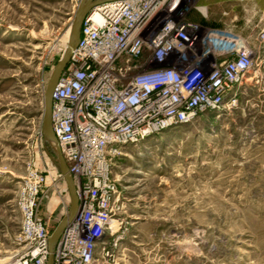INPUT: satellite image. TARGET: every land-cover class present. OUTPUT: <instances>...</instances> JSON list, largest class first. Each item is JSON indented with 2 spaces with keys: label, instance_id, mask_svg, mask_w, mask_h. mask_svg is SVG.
I'll return each instance as SVG.
<instances>
[{
  "label": "rangeland",
  "instance_id": "1",
  "mask_svg": "<svg viewBox=\"0 0 264 264\" xmlns=\"http://www.w3.org/2000/svg\"><path fill=\"white\" fill-rule=\"evenodd\" d=\"M79 2L0 0V264H13L20 247L21 185L32 171L50 179L59 169L42 135L44 93ZM194 4L207 17L192 8L187 20L245 38L253 68L236 106L128 146L115 161L127 225L94 264H264V0ZM50 180L39 213L52 234L69 202L65 182Z\"/></svg>",
  "mask_w": 264,
  "mask_h": 264
},
{
  "label": "built area",
  "instance_id": "2",
  "mask_svg": "<svg viewBox=\"0 0 264 264\" xmlns=\"http://www.w3.org/2000/svg\"><path fill=\"white\" fill-rule=\"evenodd\" d=\"M194 2L110 0L82 23L52 96V129L79 200L55 246L54 264H94L101 246L108 254L120 240L127 223L119 218L124 202L113 169L128 146L237 105L254 49L243 37L187 20L192 8L207 17V8ZM50 179L32 171L19 189L20 247L13 264H47L51 233L39 213L40 196L49 180L65 182L59 169ZM65 193L70 205L67 187ZM69 205L63 203L65 216Z\"/></svg>",
  "mask_w": 264,
  "mask_h": 264
},
{
  "label": "water",
  "instance_id": "3",
  "mask_svg": "<svg viewBox=\"0 0 264 264\" xmlns=\"http://www.w3.org/2000/svg\"><path fill=\"white\" fill-rule=\"evenodd\" d=\"M110 0H80L77 10L75 12L74 20L71 24V33L69 36L67 47L65 48L61 58L57 62L50 79L47 83L44 93V111L42 118V133L44 137L54 144V150L57 156V163L60 173L63 175L66 187L70 196V208L68 214L61 220L55 228L49 239V255L47 264H54V249L66 226L74 219L79 207V200L76 193V187L73 177L69 172L67 163L62 155L60 145L54 135L52 129V96L59 79L66 68L74 50L77 48L80 41V29L82 23L88 16L89 12L96 5Z\"/></svg>",
  "mask_w": 264,
  "mask_h": 264
},
{
  "label": "bare ground",
  "instance_id": "4",
  "mask_svg": "<svg viewBox=\"0 0 264 264\" xmlns=\"http://www.w3.org/2000/svg\"><path fill=\"white\" fill-rule=\"evenodd\" d=\"M70 33H71V28H70ZM70 33L68 32V35L66 34V35H67V37H66V43H65L66 45H65V48L67 47V44H68V40H69ZM113 227H114V228H116V223H114V224H113ZM6 264H7V263H6Z\"/></svg>",
  "mask_w": 264,
  "mask_h": 264
}]
</instances>
